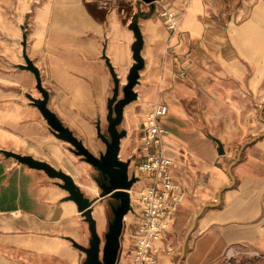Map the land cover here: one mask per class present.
<instances>
[{
  "label": "crops",
  "instance_id": "0c3cea01",
  "mask_svg": "<svg viewBox=\"0 0 264 264\" xmlns=\"http://www.w3.org/2000/svg\"><path fill=\"white\" fill-rule=\"evenodd\" d=\"M164 8L175 13L176 29L167 28ZM132 21L142 37L143 66L136 97L123 107L119 129L126 134L118 157L130 159V174L145 113L165 104L162 151L175 161L171 174L185 192L159 241V264H264V135L242 150L233 183L228 174L240 147L264 131V0H156L153 6L142 0H0V264H83L86 254L73 241L88 246L90 240L87 221L64 199L59 179L2 150L65 171L89 198L100 191L92 165L54 134L29 98L40 93L33 72L20 67L23 39L47 107L98 155L105 144L96 128L107 134L113 74L120 97L135 62ZM136 177L131 203L149 181ZM115 202L105 196L92 205L102 242ZM125 228L118 264L128 263L132 248L133 233L125 247Z\"/></svg>",
  "mask_w": 264,
  "mask_h": 264
},
{
  "label": "water",
  "instance_id": "95a60500",
  "mask_svg": "<svg viewBox=\"0 0 264 264\" xmlns=\"http://www.w3.org/2000/svg\"><path fill=\"white\" fill-rule=\"evenodd\" d=\"M142 1L153 6L156 0ZM129 28L133 31L135 37V40L132 43L133 58L135 62L131 65L128 71L127 82L122 86V96L120 97H118L119 81L116 78L115 74H113L114 88L107 104V134L101 132L100 126L97 125L96 128L98 137L105 144V150L100 151L98 155H95L94 153L89 151L83 145L82 141L77 139L72 134V132L66 126H64L57 118V116L47 107V91L41 85L38 69L34 66L33 62L25 53V39H23L22 41L25 63L23 65H20V67L26 68L33 72L36 79L35 88L40 93V97L30 96L29 98L31 99L32 103L40 110L48 125L54 131V134L58 138L68 142L70 144L71 150L74 153L81 156L86 162L91 164L94 170H98L105 179V183L100 184L94 178L100 191L97 196L89 198L84 195V192L75 183L70 174L66 173L63 170L56 169L48 162L34 158L32 155L28 154L16 153L9 150H2V152L6 157H12L18 163L25 164L30 168L41 169L48 176L59 179V185L67 191V195L64 199L73 201L77 207L78 212L88 223V228L90 231V240L88 246H84L73 241L74 245L84 251L86 254V259L83 264H118L121 253L122 240L124 237V216L129 211H131L129 191L134 182H136L137 177L133 173L129 174L128 172L130 159L122 160L118 157L120 139L126 134L123 129H119V125L122 118L123 107L127 103L134 100L136 97V93L133 91V87L138 82L139 70L143 66V59L140 55V50L142 47V37L137 22L132 21L129 25ZM263 109L264 104L262 106L261 112L263 111ZM261 118L264 121V117L262 115ZM262 135H264V131H262L260 135L251 138L248 142L240 147L236 158L230 163L228 167V174L232 183L234 182L232 167L238 161L242 150L249 143L261 137ZM216 141L218 143L219 154H223L224 150L221 142L217 139ZM230 186L231 184L226 185L220 190L217 197L218 201L220 199L221 192ZM105 196L114 199L116 202L110 204L111 215L107 224V230L103 234L102 242L101 237L96 230V220L92 216V205L96 200ZM206 206L207 205L201 207L195 219L197 218V216H199V214H201ZM195 219L186 235L184 244L188 235L194 227ZM183 252L184 245L182 248V255Z\"/></svg>",
  "mask_w": 264,
  "mask_h": 264
},
{
  "label": "built area",
  "instance_id": "2783aa9c",
  "mask_svg": "<svg viewBox=\"0 0 264 264\" xmlns=\"http://www.w3.org/2000/svg\"><path fill=\"white\" fill-rule=\"evenodd\" d=\"M163 14L167 28L176 29L175 13L164 8ZM166 112L167 106L156 102L142 121L140 153L133 172L147 175L149 181L138 190L135 203L130 201L134 231L127 264H159V241L170 229L185 193L171 174L175 161L162 151V138L168 131L159 124V118Z\"/></svg>",
  "mask_w": 264,
  "mask_h": 264
},
{
  "label": "rangeland",
  "instance_id": "374dc122",
  "mask_svg": "<svg viewBox=\"0 0 264 264\" xmlns=\"http://www.w3.org/2000/svg\"><path fill=\"white\" fill-rule=\"evenodd\" d=\"M234 157V154H232V155H230L229 157H228V159L225 161V166L227 165V163L232 159ZM131 167V166H130ZM131 169V171H130V174H132V172L134 171L133 170V167H131L130 168ZM135 190V189H134ZM110 214H111V211H110ZM133 220V215L131 216V214H128V215H126V221H125V223H128V225L126 226V231H125V240H126V246L125 247H127V242L129 241V239H130V236H131V233H133V226H132V224H131V221ZM123 245V244H122ZM122 250H123V246L121 247V253H120V257H121V254H122ZM121 264H123V263H121Z\"/></svg>",
  "mask_w": 264,
  "mask_h": 264
},
{
  "label": "flooded vegetation",
  "instance_id": "af4514ba",
  "mask_svg": "<svg viewBox=\"0 0 264 264\" xmlns=\"http://www.w3.org/2000/svg\"><path fill=\"white\" fill-rule=\"evenodd\" d=\"M94 171H95V175L93 177L97 180V182L100 183V184L105 183V179L103 178L101 173L98 170H94Z\"/></svg>",
  "mask_w": 264,
  "mask_h": 264
}]
</instances>
